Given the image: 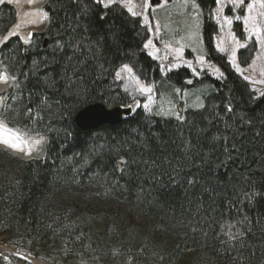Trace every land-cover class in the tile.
I'll return each mask as SVG.
<instances>
[{
    "label": "trees",
    "instance_id": "1",
    "mask_svg": "<svg viewBox=\"0 0 264 264\" xmlns=\"http://www.w3.org/2000/svg\"><path fill=\"white\" fill-rule=\"evenodd\" d=\"M193 1L221 80H198L186 68L163 75L144 48L149 33L141 18L118 4L48 0L49 25L34 49L19 52L17 80L18 107L29 113L24 124L45 127L47 154L25 162L0 151V234L20 252L50 259L63 250L80 264H177L181 254L192 260L186 264H264V95L216 50L218 28L207 18L214 0ZM252 56L241 50V66ZM125 65L156 83L179 118L149 114L138 99L120 124L81 129L75 118L83 109L135 102L115 81ZM195 87L207 88L204 104L183 108L175 91ZM84 185L125 203L151 229L107 225L102 215L56 206L60 190Z\"/></svg>",
    "mask_w": 264,
    "mask_h": 264
},
{
    "label": "rangeland",
    "instance_id": "2",
    "mask_svg": "<svg viewBox=\"0 0 264 264\" xmlns=\"http://www.w3.org/2000/svg\"><path fill=\"white\" fill-rule=\"evenodd\" d=\"M47 3L48 0H33L31 3H29V0H4L3 3H0V59L7 67L9 71L7 73L10 74L9 76L13 80V84L10 85L11 78L9 79L5 75L6 73H3L1 77V83L10 86V89L5 96V108L0 111V129H3L2 138L4 139L8 138L10 131L13 139L19 133L22 135L23 140L28 141V144H25L24 147L25 151H27L29 146L32 147L33 151L31 155L16 151L25 157L39 155L42 152L43 145L47 141L48 134L43 126L31 127L24 124V117L29 113L26 111L24 114L18 107L19 89L21 87L19 84L21 82L17 81L20 79L21 71L18 65V54L25 47L34 49L40 38L39 36L46 32L50 22L46 8ZM103 3H107V0H102V5ZM194 3L193 0H167L166 3L164 0H161L160 3L153 5L151 0H131V3H129V0H115L108 7L118 4L126 10L128 7L133 8L137 13L136 16L141 18L142 24L148 30V40H152L151 46L144 47L146 53L156 61V67L160 69L163 75L186 68L198 80L202 79L204 74H209L211 77L221 80L224 78L222 70L217 64L208 59L203 39L204 17L199 7H193ZM249 3L253 5L251 13L243 6L233 9L229 0H225L221 20H223L224 16H229L232 19L231 25L222 23L221 26L217 23L215 9L220 6L217 3L215 8L207 12V18L218 28L217 34L214 37L216 50L226 57L234 71L250 84L252 90L257 95H261V93H264V49L257 42L255 34L250 32L251 23L245 25L244 20L254 17L256 25L261 29V38L264 39V8L260 6L261 0H245V4ZM145 4H148L149 7L146 8ZM145 16L148 17L147 20H144L143 17ZM236 16H240V19L237 20ZM157 25H159L158 28ZM237 25L241 26V36L237 32ZM10 32H14L15 34L9 37L8 34ZM29 34H31L29 43H23V39L28 38ZM233 37L241 44L246 45L244 48L236 49L235 62H233L231 56L232 48L235 47L236 43ZM8 43L11 46L5 48ZM221 48H224L225 51L221 52ZM248 49L253 50V56L249 65L243 67L239 61V53L241 50ZM201 59L204 60L203 64L200 63ZM189 62L191 63V67H189ZM237 66H239L241 71L238 72L236 70ZM192 69L196 70L195 74ZM4 76L8 78L7 83L3 82ZM115 81L121 85V89L125 93H128L131 100L135 99L132 106L127 107L131 108L133 112L140 106L138 99H142L143 103L141 106L147 113L153 114L155 111H159L170 115L168 117H171V115L172 117H178L176 107L170 105L169 98L162 99L161 96H158L156 83L153 81L145 83L133 71L131 73L122 72L121 79L115 78ZM137 81H139V84ZM140 85L151 87L152 92H139L138 87ZM206 92L208 91L205 87L188 88L184 92L175 91L174 97L180 101L179 104L181 103L183 108L199 109L204 104ZM149 96L152 98V103L149 104L150 110L144 107L145 104H148ZM37 118L38 115L36 114L34 120ZM41 139V144H35L36 140ZM55 199L56 206L70 208L72 212L77 214L102 215L104 223L107 225L115 224L114 226L125 227V229L131 227L137 230H148V228L151 229L152 227V224L146 218L134 212L125 203H118L108 199L107 195L101 193L100 189L95 185L75 186L69 191L60 190ZM36 251L40 253L39 249H36ZM41 253L44 252L41 250ZM0 255L6 260L5 264H15L14 257H26V260L31 264H80L79 260L77 262L75 256H68L66 253H63V250L56 257L52 254L51 256L48 255L50 259L20 252L3 234H0ZM180 258L177 264H181L180 261H183L184 264L192 261L186 255L181 254ZM83 264L105 263L97 258L92 263L83 262Z\"/></svg>",
    "mask_w": 264,
    "mask_h": 264
},
{
    "label": "snow or ice",
    "instance_id": "3",
    "mask_svg": "<svg viewBox=\"0 0 264 264\" xmlns=\"http://www.w3.org/2000/svg\"><path fill=\"white\" fill-rule=\"evenodd\" d=\"M3 2H4V0H0V3H3ZM31 2H33V0H29V3H31ZM94 2L102 3V0H94ZM114 2H115V0H107V3H103V7L107 8L110 4H112ZM164 2L166 3L167 0H164ZM129 3H131V0H129ZM157 3H160V0H157ZM214 3H217V4L220 5L219 7H217L215 9L217 23L220 24L221 26H222V23H227L228 25H231L232 24V19L229 18V16H224L223 17V20H221V14L224 12V3H225V0H214ZM229 3H230V5H231V7L233 9H238V8H241L243 6V7L246 8V10L249 13H251L252 10H253V5L251 3L245 4V0H229ZM260 6L262 8H264V0H261ZM145 7L147 8V7H149V5L148 4H145ZM193 7L196 8L198 6L194 3L193 4ZM127 11L129 13H131L132 16H136L137 15V13L133 10L132 7H128L127 8ZM143 18H144V20H147L148 19V17H146V16L143 17ZM235 18L237 20H239L240 19V16H236ZM250 23H251V27L249 29L250 32H252V33L255 34L257 42L259 43V45L261 46V48L264 49V39L261 38V29L256 25V22H255V18L254 17H249V18H246L244 20V24L245 25H248ZM158 27H159V25H157V28ZM14 34H15L14 32H10L8 34V36L11 37ZM30 36H31V34H29V37L28 38H24L23 39V43H25V44L29 43ZM233 40H236V38L233 37ZM151 45H152V40H148L147 43L144 44V47L147 48V47H149ZM244 47H246V45L241 44L238 40H236L235 47H233L232 48V51H231V56H232L233 62H235V59H236V49L237 48H244ZM220 51L223 52V51H225V49L224 48H221ZM178 52H179V50H178ZM200 63L203 64L204 63V60L201 59L200 60ZM189 67H191V63L190 62H189ZM236 70L238 72L241 71L240 68H239V66H237ZM132 71H133V69L131 67L125 65L119 71H117L115 73V75H116V78L117 79H121V73L122 72L131 73ZM192 71L195 74L196 70L195 69H192ZM13 79H15V78L13 77ZM245 79H247V77H245ZM3 82L4 83H7L8 82L7 76H4L3 77ZM137 83L139 84V81H137ZM187 83L188 84H191L192 81L191 80H188ZM138 91L141 92V93H151L152 92V88L151 87H146L144 85H140L138 87ZM261 95H264V93H261ZM151 103H152V98H151V96H149L148 97V104H145L144 105L145 109L150 110L149 109V104H151ZM228 110L230 111L231 108L229 107ZM177 118H179V116ZM2 134H3V129H0V143L6 145L7 147L12 148L15 151L25 152L26 155H31L32 154L33 149H32L31 146H29L28 149H27V151H25L24 145L25 144H28V141L27 140H23L21 134L17 133L15 135V139H13L12 133L10 131L8 133V138L7 139L2 138ZM41 143H42V139L35 141V144H37V145H39ZM229 227H231V226H229ZM229 234H231V233H229ZM21 259H26V257H21Z\"/></svg>",
    "mask_w": 264,
    "mask_h": 264
},
{
    "label": "water",
    "instance_id": "4",
    "mask_svg": "<svg viewBox=\"0 0 264 264\" xmlns=\"http://www.w3.org/2000/svg\"><path fill=\"white\" fill-rule=\"evenodd\" d=\"M151 3L154 5L157 0H151ZM132 113L133 110L131 108L115 107L109 109L103 104H95L80 111L75 118V122L83 130H92L102 125H118ZM48 142L49 139L43 145L42 152L39 155H32L31 157L19 155L6 146L0 147V151L25 162L42 160L46 157Z\"/></svg>",
    "mask_w": 264,
    "mask_h": 264
},
{
    "label": "bare ground",
    "instance_id": "5",
    "mask_svg": "<svg viewBox=\"0 0 264 264\" xmlns=\"http://www.w3.org/2000/svg\"><path fill=\"white\" fill-rule=\"evenodd\" d=\"M7 72H9L8 69H7V67L5 66V64L0 59V111L5 108V105H6L5 96H6L7 92L10 89V86L3 85L1 83V77H2L3 73H7ZM1 144L2 143H0V147L6 146L4 144H2V145ZM12 151H14V150H12ZM14 152H16V151H14ZM16 153L19 154V155H22L21 153H18V152H16Z\"/></svg>",
    "mask_w": 264,
    "mask_h": 264
}]
</instances>
